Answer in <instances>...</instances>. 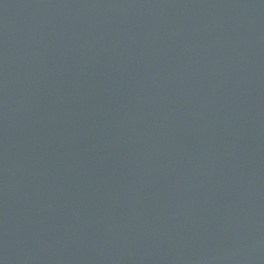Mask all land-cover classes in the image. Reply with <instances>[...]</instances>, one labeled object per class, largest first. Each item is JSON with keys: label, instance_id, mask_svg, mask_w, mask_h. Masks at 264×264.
<instances>
[{"label": "water", "instance_id": "95a60500", "mask_svg": "<svg viewBox=\"0 0 264 264\" xmlns=\"http://www.w3.org/2000/svg\"><path fill=\"white\" fill-rule=\"evenodd\" d=\"M0 264H264V0H0Z\"/></svg>", "mask_w": 264, "mask_h": 264}]
</instances>
